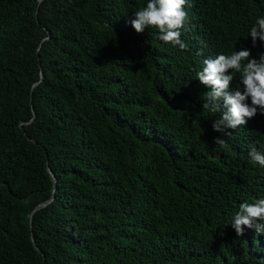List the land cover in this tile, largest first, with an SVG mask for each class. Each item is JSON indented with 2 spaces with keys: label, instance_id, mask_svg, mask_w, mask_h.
Here are the masks:
<instances>
[{
  "label": "trees",
  "instance_id": "obj_1",
  "mask_svg": "<svg viewBox=\"0 0 264 264\" xmlns=\"http://www.w3.org/2000/svg\"><path fill=\"white\" fill-rule=\"evenodd\" d=\"M148 2L0 0V264H264L231 227L264 197V117L214 131L195 82L264 0H188L184 50L127 23Z\"/></svg>",
  "mask_w": 264,
  "mask_h": 264
},
{
  "label": "clouds",
  "instance_id": "obj_2",
  "mask_svg": "<svg viewBox=\"0 0 264 264\" xmlns=\"http://www.w3.org/2000/svg\"><path fill=\"white\" fill-rule=\"evenodd\" d=\"M187 3L188 0H149L145 7L133 12L127 23L137 33L151 29L160 41L184 50L188 46L181 36L182 30L187 29ZM249 36L252 48H242L231 54L212 50L204 52L203 68L195 74L197 91L201 92L202 89L203 109L209 110L217 118L212 128L223 135H231L228 129L236 130L247 125L258 112L262 114L260 117H264V53H260L257 46L264 42V17L255 20ZM237 74L243 87L235 90L231 82ZM214 143L224 146L226 140L214 137ZM248 156L252 163L264 167L262 149L258 151L253 146ZM231 227L238 237L244 235L245 228L255 230L257 235L264 234V197L256 199L254 203H241L232 217Z\"/></svg>",
  "mask_w": 264,
  "mask_h": 264
},
{
  "label": "water",
  "instance_id": "obj_3",
  "mask_svg": "<svg viewBox=\"0 0 264 264\" xmlns=\"http://www.w3.org/2000/svg\"><path fill=\"white\" fill-rule=\"evenodd\" d=\"M42 78H43V73L40 72V79H42ZM32 113H33V115H34V110H33V109H32ZM47 171H48V173H49V175H50L52 181L56 184V183H57V180H56V178L54 177V175L52 174V172H51V170H50V168H49V166H48V162H47ZM55 189H56V187L54 188V190H55ZM52 199H53V197H52L51 199L45 201V202H42V203L38 204V205L32 210V212H31V214H30V220H29V222H30V229H31V222H32V216H33V214H34L37 210H39V209L45 207L47 204H49V203L52 201ZM31 240H32V242H33L35 248H36L38 251H40V249L37 248V246H36V244H35V242H34V239H33V235H32V234H31Z\"/></svg>",
  "mask_w": 264,
  "mask_h": 264
}]
</instances>
